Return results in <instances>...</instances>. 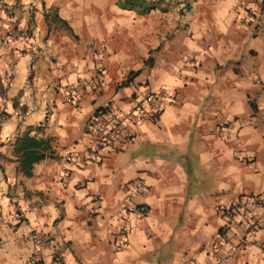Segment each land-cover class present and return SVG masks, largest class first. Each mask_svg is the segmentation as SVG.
<instances>
[{
    "label": "crops",
    "instance_id": "obj_1",
    "mask_svg": "<svg viewBox=\"0 0 264 264\" xmlns=\"http://www.w3.org/2000/svg\"><path fill=\"white\" fill-rule=\"evenodd\" d=\"M152 1L157 8L143 15L115 0L101 7L90 16L93 47L59 10L75 36L45 21L37 0H0V264H213L218 235L228 239L223 250L239 242L237 219L221 210L242 194H264V0ZM160 88L170 96L156 122L88 157L85 125L96 108L126 107ZM25 132L49 145L29 177L13 152ZM138 177L144 189L133 201L146 214H122ZM120 219L128 233L117 248L107 228ZM228 263L264 258L246 247Z\"/></svg>",
    "mask_w": 264,
    "mask_h": 264
},
{
    "label": "built area",
    "instance_id": "obj_2",
    "mask_svg": "<svg viewBox=\"0 0 264 264\" xmlns=\"http://www.w3.org/2000/svg\"><path fill=\"white\" fill-rule=\"evenodd\" d=\"M242 23L248 22L247 17H239ZM83 82V81H81ZM98 80L89 81L91 87L98 85ZM65 100L71 102L72 89H66ZM169 93L166 88L158 90H144L135 94L130 103L126 107L109 106L103 111L98 112L85 125V132L91 136L88 146L87 155L91 159H97L102 151L110 148L117 140H129L136 125L142 121L156 122L157 115L160 113L162 106L169 99ZM4 115L0 114V121L4 120ZM226 122L220 123L216 130V136H223L221 130L225 128ZM121 140V141H122ZM239 157V155H237ZM67 161H75V157L70 153L66 154ZM68 173L67 170L64 171ZM144 189V183L140 177L134 179L129 184V190L122 200V214L131 212L136 215L146 214V207L133 201V197ZM100 192L96 191L92 194L91 201L100 200ZM222 215L228 219L236 218L237 225L241 230L239 242L234 245L227 246L226 250L222 247L228 244L226 235L220 234L217 237L216 244L210 249V255L213 264H229L228 260L237 253L240 248L254 247L258 250L262 258H264V194L248 193L238 196L227 207L221 210ZM23 212L16 210V219H22ZM100 221L104 220L100 216ZM108 231L115 233L117 236V248L123 246L127 239L128 229L125 222L120 219L114 226H109ZM257 232H261V236H256ZM35 253L40 252L43 243L38 234L34 233L30 237ZM35 257L29 259V264H37ZM50 264H60L58 258H53ZM194 264V263H187Z\"/></svg>",
    "mask_w": 264,
    "mask_h": 264
},
{
    "label": "trees",
    "instance_id": "obj_3",
    "mask_svg": "<svg viewBox=\"0 0 264 264\" xmlns=\"http://www.w3.org/2000/svg\"><path fill=\"white\" fill-rule=\"evenodd\" d=\"M43 5V0H40ZM115 5L121 9L133 10L139 15L148 13L151 9L157 8L152 0H115ZM50 8V6H49ZM48 9V8H47ZM43 9L42 17L45 21L50 19L60 27L64 28L68 33L75 36L71 27L68 25L65 19L61 18L55 7L49 10ZM149 60V57H148ZM139 72V70L130 71L127 75L121 79L119 85L128 84L131 79ZM253 106L252 103H250ZM108 106H102L96 108L97 112L103 111ZM96 112V114H98ZM49 149V145L46 139L38 138L33 135H29L28 132L23 133L14 143L13 152L17 159V170L26 177L31 175L32 165L48 156L46 151ZM38 264V263H37Z\"/></svg>",
    "mask_w": 264,
    "mask_h": 264
},
{
    "label": "rangeland",
    "instance_id": "obj_4",
    "mask_svg": "<svg viewBox=\"0 0 264 264\" xmlns=\"http://www.w3.org/2000/svg\"><path fill=\"white\" fill-rule=\"evenodd\" d=\"M37 2L41 3L40 0H37ZM110 3V0H43L41 8L44 9L45 5H47L48 9H46L51 13L50 10L52 7H55L56 11L59 10L60 15H64L68 19L74 33L77 35V39H89L91 41L90 45L94 47V41L96 40L95 29L97 26L90 25V18L92 17L97 20L94 15L96 16L98 14L101 7H105V5H109ZM13 207L14 210L18 209L16 202L13 203Z\"/></svg>",
    "mask_w": 264,
    "mask_h": 264
}]
</instances>
